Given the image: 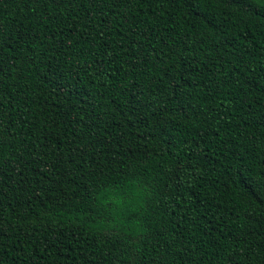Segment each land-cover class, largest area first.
<instances>
[{"label": "trees", "instance_id": "1", "mask_svg": "<svg viewBox=\"0 0 264 264\" xmlns=\"http://www.w3.org/2000/svg\"><path fill=\"white\" fill-rule=\"evenodd\" d=\"M0 264H264V0H0Z\"/></svg>", "mask_w": 264, "mask_h": 264}]
</instances>
